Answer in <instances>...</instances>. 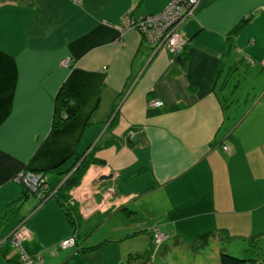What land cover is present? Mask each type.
<instances>
[{"label": "crops", "instance_id": "0c3cea01", "mask_svg": "<svg viewBox=\"0 0 264 264\" xmlns=\"http://www.w3.org/2000/svg\"><path fill=\"white\" fill-rule=\"evenodd\" d=\"M169 1L0 0V264H24L22 249L31 264H68L92 227L113 222L147 247L145 230L160 227L186 264L251 239L264 251V0H201L176 57L123 27ZM62 86L81 106L53 128ZM77 157L76 230L24 178L55 193ZM21 223L20 250L9 235Z\"/></svg>", "mask_w": 264, "mask_h": 264}, {"label": "trees", "instance_id": "16d2710c", "mask_svg": "<svg viewBox=\"0 0 264 264\" xmlns=\"http://www.w3.org/2000/svg\"><path fill=\"white\" fill-rule=\"evenodd\" d=\"M71 94H72L71 91L65 86H62L61 89L59 90L57 97H56L55 111H54L53 120H52L53 128L61 127V125L66 120L73 117L78 112L81 106V102L77 97L74 99L73 102H71V99H72ZM79 159L81 160L80 157H77V159H75V161H73L69 166L68 165L66 166L67 169H64L62 171L65 174L67 173L68 174L71 173V174L69 178L66 180V182H64L62 186L55 191V193H53V190L49 188L47 184L48 182L47 183L43 182L41 185H46L47 189L40 191L42 193L38 194L39 196H41L40 198L41 200H44L48 196L54 194V197L57 198V200L61 202L62 205H65L66 210L68 212L69 219L71 221H73V219L76 221V224H77L76 230L79 228V222L81 221L82 218H81V214L79 213V211H77V209L74 207L73 198L70 195V191L74 188V186L78 185L85 171L86 162L84 160L83 162H81L79 167H77V164L79 163L78 161H80ZM68 161H69L68 159L65 160V162L67 163ZM75 166L77 168H74ZM24 194H25V198H28L30 196H36L35 194L31 193L30 190H27L26 188H25ZM150 234H151V241H150L149 246L153 247L154 245H156L155 239H154L153 233H150ZM190 244H192L193 248H195L194 242H191ZM179 245H181V243H177V246ZM93 247L94 246L79 247L78 251L82 253L84 256L88 248H93ZM18 248L20 250L22 249L21 247H18ZM171 249H172L171 245L167 246V249L166 248L164 249V247L155 248V250L153 251L154 255H152V252H151L152 250L151 251L148 250L147 245H146L145 251L136 252L134 253V255H131L130 258L131 259L139 258L140 260H143L142 264H150L151 262L153 264H158V260L163 259L166 254L168 258V255L173 251ZM235 251L236 249L234 247L233 248L232 247L230 248L222 247L219 249L216 256L211 255L208 263H204V264H264L263 248L260 246L259 242L255 240H252V239L249 240L247 243V247L244 248L242 251H240V253L235 252ZM23 255H25V252L22 249V257ZM20 263L26 264L24 258H22V262ZM189 264H193V263H189Z\"/></svg>", "mask_w": 264, "mask_h": 264}, {"label": "built area", "instance_id": "2783aa9c", "mask_svg": "<svg viewBox=\"0 0 264 264\" xmlns=\"http://www.w3.org/2000/svg\"><path fill=\"white\" fill-rule=\"evenodd\" d=\"M201 0H172L167 6L156 14H151L146 17L135 19L133 15L127 13L123 17L124 30L131 29L135 26L145 35L149 44L154 49V52L159 49L168 48L169 51L176 57L181 53L187 43V40L179 33L180 25L190 16L194 15L200 5ZM64 65H69L70 60H63ZM156 105H162V101H154ZM132 136V134H131ZM227 149V147H224ZM37 175H26L24 180L28 186L38 192L46 190V185H41ZM39 181V185L36 182ZM42 193V192H41ZM11 242L20 247L22 241L29 238V231L25 223H21L10 235ZM156 238L157 241H156ZM163 238V232L158 237L154 234L156 243H159ZM76 236L63 241V246L76 245ZM26 264H31L32 258L23 255Z\"/></svg>", "mask_w": 264, "mask_h": 264}, {"label": "rangeland", "instance_id": "374dc122", "mask_svg": "<svg viewBox=\"0 0 264 264\" xmlns=\"http://www.w3.org/2000/svg\"><path fill=\"white\" fill-rule=\"evenodd\" d=\"M235 74L238 77L240 74H242V72L241 73L236 72ZM242 77L240 78L242 79ZM103 218L106 219L107 217H103ZM123 228L125 227L118 225L115 222L105 223V225H101L100 227L98 226L92 227V229H90V231L88 232L87 237L89 240L88 245L94 247L88 248L84 256L83 254L81 255L80 253L78 254L74 253L76 247H71L70 249L72 250V252L69 256L72 258L70 259L68 264H84V263L85 264L88 263L89 264H142L143 260H140L139 258L131 259L130 257L131 255H134V253L136 252L145 251L146 242L143 241V237L139 236L138 234L140 233L136 232V230L132 231L134 234L132 233V235H127V233L123 232ZM145 231L153 233V236L154 234L157 233L158 237H160L161 233L163 232V238L160 239L161 241L159 243L155 242L156 245H154L153 247L152 246L147 247L148 250L150 251L152 250L151 251L152 255H154L153 251L155 250V248L164 247V249L165 248L167 249V246H170L173 243L172 235L164 232L160 227L154 226L151 227L150 230H145ZM157 239L158 238H156V241ZM173 248L174 246L172 247V249ZM182 248L181 250L185 251V249ZM235 252L240 253V251H235ZM176 253L179 254V257L185 254L182 251L180 253L178 250ZM176 253L171 252L168 258L166 254L163 259L158 260V264H186L185 261L182 262L181 259L176 257ZM210 257L211 255H209V257L207 258L202 256L200 260L203 261V263H197V264L208 263ZM150 264L153 263L151 262Z\"/></svg>", "mask_w": 264, "mask_h": 264}, {"label": "water", "instance_id": "95a60500", "mask_svg": "<svg viewBox=\"0 0 264 264\" xmlns=\"http://www.w3.org/2000/svg\"><path fill=\"white\" fill-rule=\"evenodd\" d=\"M178 59H179V58H178ZM112 177H113V175H110L109 177H104V178H112ZM31 189H32V188H30V190H31ZM31 191H32L33 193L36 192V190H34V189H32Z\"/></svg>", "mask_w": 264, "mask_h": 264}, {"label": "flooded vegetation", "instance_id": "af4514ba", "mask_svg": "<svg viewBox=\"0 0 264 264\" xmlns=\"http://www.w3.org/2000/svg\"><path fill=\"white\" fill-rule=\"evenodd\" d=\"M80 164H81V163H78V164H77V167H79ZM77 167H76V168H77ZM39 184H40L39 181H37V182H36V185H39Z\"/></svg>", "mask_w": 264, "mask_h": 264}]
</instances>
